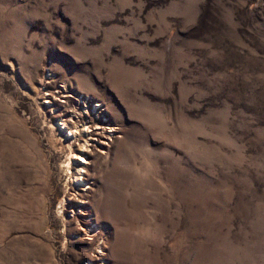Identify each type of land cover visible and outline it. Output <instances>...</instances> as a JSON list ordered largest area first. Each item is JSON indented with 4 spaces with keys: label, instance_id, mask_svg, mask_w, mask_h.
<instances>
[{
    "label": "rangeland",
    "instance_id": "rangeland-1",
    "mask_svg": "<svg viewBox=\"0 0 264 264\" xmlns=\"http://www.w3.org/2000/svg\"><path fill=\"white\" fill-rule=\"evenodd\" d=\"M0 264H264V0H0Z\"/></svg>",
    "mask_w": 264,
    "mask_h": 264
},
{
    "label": "built area",
    "instance_id": "built-area-1",
    "mask_svg": "<svg viewBox=\"0 0 264 264\" xmlns=\"http://www.w3.org/2000/svg\"><path fill=\"white\" fill-rule=\"evenodd\" d=\"M50 81L53 82L52 88L47 86ZM45 83L47 84L42 87L44 89L42 97L46 98L42 101L56 118L59 116L58 124L62 129H68L70 124L75 126L78 122H82L81 127L87 134L90 133L93 141H98L103 147L111 144V136L115 130L112 124L107 123L109 120L103 103L93 101L88 95L80 93L64 80L50 77ZM70 102L76 104L72 110L66 109ZM69 131L67 130V133Z\"/></svg>",
    "mask_w": 264,
    "mask_h": 264
},
{
    "label": "bare ground",
    "instance_id": "bare-ground-1",
    "mask_svg": "<svg viewBox=\"0 0 264 264\" xmlns=\"http://www.w3.org/2000/svg\"><path fill=\"white\" fill-rule=\"evenodd\" d=\"M111 130V129H110ZM79 157H81L80 155H79ZM82 161H85V159H83V157H81V162ZM79 169H81V168H79ZM80 210V209H79Z\"/></svg>",
    "mask_w": 264,
    "mask_h": 264
}]
</instances>
